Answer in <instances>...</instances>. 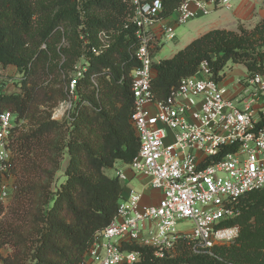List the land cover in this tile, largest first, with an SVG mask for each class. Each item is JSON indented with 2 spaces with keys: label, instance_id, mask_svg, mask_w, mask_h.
Masks as SVG:
<instances>
[{
  "label": "trees",
  "instance_id": "obj_1",
  "mask_svg": "<svg viewBox=\"0 0 264 264\" xmlns=\"http://www.w3.org/2000/svg\"><path fill=\"white\" fill-rule=\"evenodd\" d=\"M160 1V17L167 18L184 0ZM130 11L125 0H0V67L14 66L23 76L20 93L0 94V116H16L11 173L18 176L22 164L35 173L17 182L11 219L0 222V250L12 249L1 256L4 264H81L118 212L124 186L108 171L132 163L140 148L130 122L131 72L138 66L132 57L136 29L124 28ZM102 31L113 33V43L95 56L91 51ZM81 59L88 66L64 121L52 120L51 113L39 117L40 104L54 108L71 98L69 74ZM204 61L216 81L229 63L245 66L250 75L263 73L264 20L252 29L212 30L155 64L156 99H167ZM57 75L65 89L53 88ZM24 120L35 127L25 132ZM35 145L44 155L28 165ZM64 155L70 159L64 181L57 183ZM45 162L54 170H45ZM238 208L240 214L222 225L239 227L233 245L195 254L181 240L177 255L163 259L150 247H131L143 254L138 264H264V190L240 198Z\"/></svg>",
  "mask_w": 264,
  "mask_h": 264
},
{
  "label": "built area",
  "instance_id": "obj_2",
  "mask_svg": "<svg viewBox=\"0 0 264 264\" xmlns=\"http://www.w3.org/2000/svg\"><path fill=\"white\" fill-rule=\"evenodd\" d=\"M131 10L124 28L136 29L137 46L132 57L138 62L131 72L134 111L131 124L140 140L132 163L135 175L150 179L152 189L162 192L156 205H142V194L132 190L123 200L110 225L99 232L81 264H138L141 251L150 247L156 258L174 257L172 250L181 240L195 254L236 241L238 227H223L240 214L243 196L264 190V72L250 75L229 95L216 81L207 61L197 72L184 78L165 100L154 96L156 54L163 44L175 40V29L161 24L160 0H125ZM231 0H184L176 22L185 24L219 8H229ZM160 25L157 31L156 27ZM113 33L102 31L95 56L112 46ZM86 66L78 69L70 83L71 98ZM96 84L95 80L92 79ZM72 103L54 113L58 120ZM14 114L0 116V209L11 198L10 148ZM122 182L127 177L115 169ZM190 220V231H178V224ZM0 264H4L0 260Z\"/></svg>",
  "mask_w": 264,
  "mask_h": 264
},
{
  "label": "rangeland",
  "instance_id": "obj_3",
  "mask_svg": "<svg viewBox=\"0 0 264 264\" xmlns=\"http://www.w3.org/2000/svg\"><path fill=\"white\" fill-rule=\"evenodd\" d=\"M191 27V23L190 24H186V25H182L177 27L178 32L176 31V37L177 39L171 42H166V46L163 48L162 52L160 54H158V58H165V59H169L173 54H175L177 51H180V48H183L182 46H185V44H187L188 40H190L193 36H195V32H193V28L192 30L190 29ZM176 29V30H177ZM190 29V31L188 30ZM186 32H193L192 35H189L187 38H183V34H185ZM67 45V42H66ZM83 65H85V60L81 59L77 64L76 67L74 68L75 70L70 72V77H74V75L76 74V72L78 71L79 68H81ZM5 68L0 67V83L6 82V83H10V89L8 91L7 94L11 95L14 93H20L21 92V82L23 80V76L18 72H14L13 74L7 71H4ZM11 75V76H9ZM20 75V76H19ZM223 77V80L220 82L221 87L226 88L227 92L229 95L234 94L238 91V89L240 88V83H245L246 79L250 76L248 73V70L246 69L245 66L243 65H235L232 63H229L225 69L221 72L220 74ZM55 81L53 83V88L54 89H61V88H66V85L60 83L62 81V78H60L58 75L55 77ZM75 99V98H74ZM73 99V100H74ZM72 98H68L66 101L61 102L58 106L51 108L48 107V105L45 104H40L39 106V117L44 118V116L46 115V113H51V119L54 115L55 112L57 111H61L63 110L64 107H66L68 104L72 103ZM66 116V113H65ZM65 116L61 117L60 119L56 120L58 122H63ZM16 120V116H14L13 121ZM24 125L25 127V132H27L29 129H32L35 127V122H29L28 120H24ZM35 149H33V152L31 154V156L29 158H25V160L27 161L26 163L28 165H31V163L29 161H39L40 162V155H44L43 150L40 147H37L35 145L34 147ZM69 156L64 155L62 161H61V165H60V169L59 171H57V173L55 174V181L57 183H61L62 181H64L63 177H64V171L66 168V165L69 161ZM127 166V165H124ZM25 166L20 165L18 167V176H14L12 173V178L9 179V181H7V184H9V186L12 188V194H11V198L7 201V205L5 207H3L4 213L1 215L0 217V222L2 221V223H5V221H8L9 219H11V212L10 209L14 204V194H15V190H16V185L17 182L19 180L25 179L27 178V176H34L35 173L34 171H32L33 169L31 168H26V170H24ZM44 169L45 170H54L53 168H51V166L49 164H47V162H45L44 165ZM115 169L109 170L108 174L110 176H115L116 172ZM50 170V171H51ZM31 172V174H30ZM54 183V182H53ZM54 185V184H53ZM192 229V225H191V221L190 220H183L181 222H179L178 224V231L179 232H183V231H190ZM238 237H239V233H240V229L238 227ZM238 237L236 238V241L238 239ZM235 241V242H236ZM235 242H232L230 244H227L226 246H230L233 245ZM223 246V245H220ZM12 253V249L10 247H6L2 250H0V260H1V256H7L8 254ZM172 253L174 254V257L177 255V248L175 250H172Z\"/></svg>",
  "mask_w": 264,
  "mask_h": 264
},
{
  "label": "crops",
  "instance_id": "obj_4",
  "mask_svg": "<svg viewBox=\"0 0 264 264\" xmlns=\"http://www.w3.org/2000/svg\"><path fill=\"white\" fill-rule=\"evenodd\" d=\"M177 17L178 12L174 11L172 15L163 19L161 24L172 26L175 29V32H178L177 27L190 23V29L192 30L193 28H195L193 29V32H195V36L188 40L187 44H185V46H182L183 48H180L181 51L194 40L202 37L203 35L212 30L221 29L229 31H238L240 26H243L247 29L254 28L259 22L264 20V0H231V5L229 8H219L211 12L209 15L200 16L185 24L177 23ZM159 29L160 25L156 27L157 31ZM190 29L188 30L190 31ZM193 32H186L182 36L183 38H187L189 35H192ZM176 39L177 37L175 38V40ZM165 46L166 43H164L163 46L158 49V52L156 54V60L159 63L162 60H165V58H158V54L162 52ZM178 52L179 51L173 54L170 58H172ZM4 71L13 74L18 70L14 66H9L5 68ZM10 86V83H0V94H7L10 89ZM116 169H122L124 171L125 176L127 177V179L123 182L124 190L122 195V201L129 196L132 190H134L142 194V205L152 206L158 204V202L162 198V192L151 188L150 179L148 177L142 175H135L130 168L122 164L116 165Z\"/></svg>",
  "mask_w": 264,
  "mask_h": 264
}]
</instances>
